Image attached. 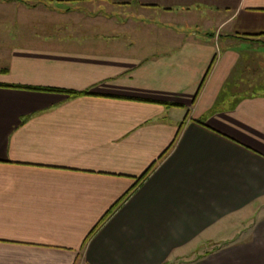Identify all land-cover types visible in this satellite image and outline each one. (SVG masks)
<instances>
[{
    "label": "crops",
    "instance_id": "crops-1",
    "mask_svg": "<svg viewBox=\"0 0 264 264\" xmlns=\"http://www.w3.org/2000/svg\"><path fill=\"white\" fill-rule=\"evenodd\" d=\"M0 264H264V0H0Z\"/></svg>",
    "mask_w": 264,
    "mask_h": 264
},
{
    "label": "rangeland",
    "instance_id": "rangeland-1",
    "mask_svg": "<svg viewBox=\"0 0 264 264\" xmlns=\"http://www.w3.org/2000/svg\"><path fill=\"white\" fill-rule=\"evenodd\" d=\"M160 15L157 16V18L160 19ZM188 15H184V14H179L176 19L174 20L176 23H173V29H169V28H162L163 26L161 25H147L145 23H139V24H135L133 25L134 28V32L135 34H139V35H135L136 38H139L140 40H145L144 38L147 37L148 35L150 36H155L156 38H160L162 36H166L167 38L169 36H174L173 31L175 32V29H185V27H188V31H191V29L195 28L196 26L200 27V24L197 23V20H194L192 22H187L189 21V19L187 18ZM188 23V24H187Z\"/></svg>",
    "mask_w": 264,
    "mask_h": 264
},
{
    "label": "trees",
    "instance_id": "trees-1",
    "mask_svg": "<svg viewBox=\"0 0 264 264\" xmlns=\"http://www.w3.org/2000/svg\"><path fill=\"white\" fill-rule=\"evenodd\" d=\"M72 95H77V94H75V93H72Z\"/></svg>",
    "mask_w": 264,
    "mask_h": 264
}]
</instances>
